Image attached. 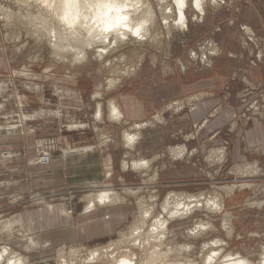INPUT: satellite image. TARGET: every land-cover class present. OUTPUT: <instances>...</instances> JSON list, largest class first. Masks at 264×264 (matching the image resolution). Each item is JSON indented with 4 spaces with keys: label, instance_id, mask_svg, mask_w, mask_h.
Returning <instances> with one entry per match:
<instances>
[{
    "label": "rangeland",
    "instance_id": "1",
    "mask_svg": "<svg viewBox=\"0 0 264 264\" xmlns=\"http://www.w3.org/2000/svg\"><path fill=\"white\" fill-rule=\"evenodd\" d=\"M39 1L0 0V263L19 254L27 264H111L133 247L135 264L237 253L261 264L264 154L243 138L264 131V0H205L204 13L187 9L185 28L163 18L173 0L166 10L143 0L153 10L143 41L113 42L103 57L99 44L80 62L54 53ZM125 131L138 134L133 148ZM41 152L50 164L34 160ZM141 159L148 165L131 167ZM101 189L120 200L87 211ZM219 197L222 206L208 200ZM109 246L112 256L85 260ZM154 248L168 252L148 261Z\"/></svg>",
    "mask_w": 264,
    "mask_h": 264
},
{
    "label": "bare ground",
    "instance_id": "2",
    "mask_svg": "<svg viewBox=\"0 0 264 264\" xmlns=\"http://www.w3.org/2000/svg\"><path fill=\"white\" fill-rule=\"evenodd\" d=\"M159 1L160 3H163V2L167 3V0H159ZM204 1L205 0H173V2L167 3L169 6V10L165 12L162 11L164 12L163 14L165 15L163 18L165 20H168L170 17H172V15H174L173 25L180 27V28H185L188 26L187 24L189 23V18L187 16V9L191 7L195 10V12H199L202 14L205 11ZM39 4H43V8L45 9V11L49 12L48 17L47 16L45 17L44 14H41L42 12L40 10L41 16H36V19L39 18V20L41 19L42 22H44L43 24H40V25L45 24V27L47 28V34L43 33L42 35H45L48 37L50 46H52L54 53L56 55L61 56L63 54H71L74 59V62L75 61L80 62V61L87 59L88 54H89L88 49L91 47H97V45L99 44L105 47L104 49L102 50L99 49L100 51H97L99 52V56L103 57V55L106 53L105 50H107V48L112 47L111 45H113L112 44L113 42L114 44L118 46L119 43L125 42V40H129L130 37L141 36L142 38L144 34L146 33L145 31L147 30L144 25H146V23L149 21V17L150 19L151 17H153V16H150L151 14L153 15L152 13L153 10H151L150 5L146 6L148 7V9L144 10L145 4L143 3V0H43V3L39 1ZM164 6H165L164 9L166 10L168 6L166 7V4ZM162 10H163V6H162ZM8 11L10 12V10ZM40 25L39 27H41ZM34 29H35V26H34ZM141 41H143V38ZM109 51L112 52L111 50ZM130 68L132 69V67ZM117 82H118L117 78L116 79L111 78L108 81V84L110 86H114ZM109 110H110L111 118L119 121V119L122 116V111H121L120 105L117 102H115V100L114 102L110 103ZM97 115L100 118L102 115V111L99 110ZM124 134H125L124 138H126L127 145H128L127 147L133 148L134 143L138 138V134L137 133H136L137 135L132 134L128 131L127 132L125 131ZM184 153H185V149L183 148L177 151V153H175L176 154L175 156L180 157ZM109 161H111V159H109ZM138 161L132 160L131 167L140 168L141 166V168H143L145 167L144 165H148V162L145 160L142 161L141 159V162H138ZM122 165L124 169H127L129 164L126 161H124ZM246 169L244 171H246ZM249 170L251 171L252 175L258 172L255 166H253L252 168H249ZM249 170H247V173L249 172ZM235 188H236V185H232L227 188V192L232 193V191ZM93 190L95 189H91V191ZM97 192L98 193H96L94 196H92L93 194H89L88 196L89 201L85 208L87 211L94 210L98 204L101 205V204H107V203L111 204L116 201L118 202L120 200L119 198L121 197L119 196L118 192L113 191V189H101V190H98ZM130 192L132 193L131 190ZM208 200H210L209 202H212V200L214 201L216 200V202L219 203L217 205L222 206L221 197L209 198ZM251 204L260 205V201L253 202ZM142 213H143L142 223L140 225L137 224L136 226L133 227L132 229L133 232H131L133 235L135 232L137 235H140L144 232V229H143V227L145 226L144 221L146 220V217L149 215V210H144V212ZM231 219H232L231 215L227 213L226 219H225L226 221L225 225L227 224L229 225ZM161 238L162 237L160 236L156 237L158 241H161L162 240ZM131 240H132V237H131ZM116 245H118V243ZM132 245L136 246V244H132ZM139 245H142V244L140 243ZM161 245L162 244L160 243L158 246H161ZM110 248L111 247L109 246L108 248H104L103 250L96 249L95 251H91L88 254V256H86L87 254L85 255L87 257L85 260H90V261L92 260L93 262L95 260L98 263V259L101 260V257L103 258L105 254H107L108 256H112L114 254L112 250H110ZM162 252L163 251H161L159 248H154L153 251L151 252L150 257H148L147 260L148 261L159 260L158 258H161L162 255L164 256L165 254H167L168 251H165L166 253H162ZM217 253L218 252H213L212 254L218 255ZM131 255L135 256L133 247L128 249L123 255L118 256L116 260L112 259L114 261L112 263L113 264H135ZM2 257H3V254L0 253V260ZM6 258L8 262L7 264H27L26 258L19 254L14 257L12 255ZM164 259L165 257L163 258V260ZM87 263L88 261H86V264ZM163 264H192V263H191V260H186L184 263L173 262L172 260L171 263L170 262L167 263L166 261V263H163ZM204 264H214L213 256L211 254L208 255L204 259ZM217 264H253V263L247 258H245L244 256H242L241 254L237 253V254H227V255L225 254V256H223L221 261ZM261 264H264V260L261 262Z\"/></svg>",
    "mask_w": 264,
    "mask_h": 264
},
{
    "label": "crops",
    "instance_id": "3",
    "mask_svg": "<svg viewBox=\"0 0 264 264\" xmlns=\"http://www.w3.org/2000/svg\"><path fill=\"white\" fill-rule=\"evenodd\" d=\"M100 104H99V110L102 111V109H100ZM122 111V109H121ZM123 111H122V116L123 117ZM109 116H110V113H109ZM111 118V116H110ZM125 118V117H124ZM112 119V118H111ZM264 123V121L262 122ZM115 126V125H114ZM263 129V126L261 127ZM260 128V132L257 134L255 131H253L252 133H247V135H244V140L247 142V141H253V143H257L258 144V154H261L263 153L264 154V131H262V129ZM251 143V142H250ZM96 151H86V152H83L81 153V155L83 156V158H87L88 156H92V155H95L97 153H95ZM98 152V151H97ZM128 152V150H125V155L126 153ZM129 152H132V149H130ZM107 154V153H105ZM107 155H112L111 153L110 154H107ZM111 157V156H110ZM126 170V169H125Z\"/></svg>",
    "mask_w": 264,
    "mask_h": 264
},
{
    "label": "built area",
    "instance_id": "4",
    "mask_svg": "<svg viewBox=\"0 0 264 264\" xmlns=\"http://www.w3.org/2000/svg\"><path fill=\"white\" fill-rule=\"evenodd\" d=\"M35 160L39 161V163H42L44 165H48L52 162V157L50 153L41 152Z\"/></svg>",
    "mask_w": 264,
    "mask_h": 264
}]
</instances>
